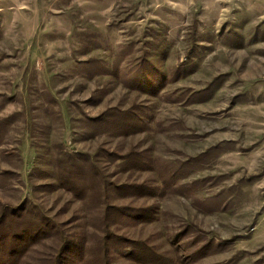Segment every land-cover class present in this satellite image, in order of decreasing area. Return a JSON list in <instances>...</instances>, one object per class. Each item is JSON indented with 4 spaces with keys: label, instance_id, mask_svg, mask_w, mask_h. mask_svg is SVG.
<instances>
[{
    "label": "rangeland",
    "instance_id": "obj_1",
    "mask_svg": "<svg viewBox=\"0 0 264 264\" xmlns=\"http://www.w3.org/2000/svg\"><path fill=\"white\" fill-rule=\"evenodd\" d=\"M78 155L104 186L73 190ZM20 207L44 234L21 264L57 228L91 264L105 224L175 264H264V0H0V217Z\"/></svg>",
    "mask_w": 264,
    "mask_h": 264
},
{
    "label": "trees",
    "instance_id": "obj_2",
    "mask_svg": "<svg viewBox=\"0 0 264 264\" xmlns=\"http://www.w3.org/2000/svg\"><path fill=\"white\" fill-rule=\"evenodd\" d=\"M81 157V155H78ZM89 157V156H88ZM87 157V158H88ZM83 160L85 158L81 157ZM74 159L73 156H70V168L73 169L76 173L75 175L69 176L72 182H77L76 187L73 190H78V193H81L83 190L94 191L95 188L85 189V183L88 181L99 180L98 183H101L104 186L105 182L101 177L94 178L93 171L95 169V164L92 162L89 157L86 159L89 163L88 165L76 164L78 161L72 162ZM119 159L124 163H128L131 159V155L119 156ZM86 160L85 163H86ZM82 162V161H81ZM91 163V165H90ZM96 174V173H95ZM99 175V173H98ZM65 179V178H62ZM60 179V180H62ZM86 181V182H85ZM85 182V183H84ZM66 183L69 181L66 179ZM100 185V187H102ZM121 211L122 209L115 207H108L106 209L105 216L110 217L111 213ZM130 212V211H127ZM30 211H25L24 207L13 209L12 211H5L1 214L0 217V264H21L24 259L28 256L31 247L39 244V241L43 238V235H40V230L35 231L32 228V219L28 218ZM132 219L144 218L143 215H126ZM13 223H17V227H13ZM40 228V226H38ZM15 232L7 234V232ZM104 236L99 240V254L93 259H87L91 264H111L110 253L111 250L115 249L121 256L131 261H135L138 264H175V261L170 257L159 253L158 251L149 250L146 244L138 241H129L124 238H120L114 235L108 224H105V229H103ZM42 234V233H41ZM59 234L60 243L55 252L54 257H52L48 264H84L85 259L77 262L76 260L84 255L87 252V246L90 242L86 237L79 236L78 233H73L72 235H65L61 229L57 228V233ZM143 251L142 253H140ZM144 252H149L148 254H143ZM94 252L92 253V255ZM192 258V257H190Z\"/></svg>",
    "mask_w": 264,
    "mask_h": 264
}]
</instances>
